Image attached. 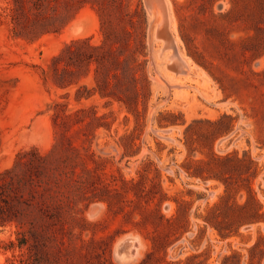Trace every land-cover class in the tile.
<instances>
[{"label": "rangeland", "instance_id": "374dc122", "mask_svg": "<svg viewBox=\"0 0 264 264\" xmlns=\"http://www.w3.org/2000/svg\"><path fill=\"white\" fill-rule=\"evenodd\" d=\"M152 1L108 6L110 29L122 39L125 26L136 30L143 43L138 74L147 81L138 84L136 114L99 93L76 100L78 88L96 86L95 65L69 87L53 82L52 60L66 43H102L97 5L72 11L61 31L28 40L12 30V0H0V172L21 150L52 149L54 101L96 106L111 122L92 143L106 159L95 165L107 173L91 172L95 198L87 208L79 202L84 213L71 239L12 246L18 227L0 226V264H264V0H168L169 35L189 63L185 73L158 36ZM149 162L161 172L164 218L153 208L158 179ZM134 236L137 256L119 261V244Z\"/></svg>", "mask_w": 264, "mask_h": 264}, {"label": "trees", "instance_id": "16d2710c", "mask_svg": "<svg viewBox=\"0 0 264 264\" xmlns=\"http://www.w3.org/2000/svg\"><path fill=\"white\" fill-rule=\"evenodd\" d=\"M12 2L8 14L13 24L12 30L15 35L28 40L61 31L70 21L72 11L87 3L97 5L104 35L102 43L93 44L90 38H77L66 43L62 51L53 57V82L59 87H69L88 76L95 65L96 86L78 88L76 100L80 102L99 93L101 97L123 102L129 111L139 112L138 84L142 80L147 81L145 75L138 74L141 63L138 50L143 43L137 37L136 30H129L125 26L122 33L126 39H122L121 32L113 31L112 27L110 29L113 24L108 15L110 0ZM120 3L123 4V1ZM136 11L138 9L132 10V13ZM128 14L131 12L122 14L120 20L124 22ZM130 23L135 28L133 19H130ZM128 49L130 51L127 52ZM69 104L54 101L52 120L55 142L49 152L44 153L35 146L21 150L14 164L0 172V226L15 223L18 227V242H12V246L23 247L29 238H41L44 245L57 237L71 239L77 214L79 211L84 213L79 202L87 208L95 198L89 195L91 172L97 169L98 173H107L95 165L106 159L98 156L92 147L97 130L111 126V122L105 119L107 114H100L96 106L70 109ZM149 163L154 167L158 179V195L154 207L150 203L148 205L157 209L159 216L164 218L160 206L166 194L161 186V172L152 162ZM132 183L135 181L132 180ZM81 218L86 223L85 216ZM27 226L29 228L26 230ZM219 230L223 236L231 234Z\"/></svg>", "mask_w": 264, "mask_h": 264}, {"label": "bare ground", "instance_id": "6f19581e", "mask_svg": "<svg viewBox=\"0 0 264 264\" xmlns=\"http://www.w3.org/2000/svg\"><path fill=\"white\" fill-rule=\"evenodd\" d=\"M148 7L149 10L158 17V36L165 41L166 48H170L172 50L170 57L173 62V67L177 70V72H188L189 63L179 52L173 35H169L171 22L169 17L170 7L168 0H155V2H149ZM140 245L141 243L137 236L131 237L123 246V248H125L124 251L117 252V259L121 262L132 260L137 256Z\"/></svg>", "mask_w": 264, "mask_h": 264}, {"label": "water", "instance_id": "95a60500", "mask_svg": "<svg viewBox=\"0 0 264 264\" xmlns=\"http://www.w3.org/2000/svg\"><path fill=\"white\" fill-rule=\"evenodd\" d=\"M131 237H128L127 239L123 240L119 246H118V252H122L124 251L125 248H123V246L128 242V240L130 239Z\"/></svg>", "mask_w": 264, "mask_h": 264}]
</instances>
